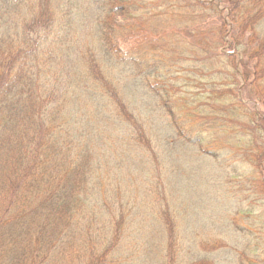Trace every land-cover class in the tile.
Instances as JSON below:
<instances>
[{"label":"trees","instance_id":"trees-1","mask_svg":"<svg viewBox=\"0 0 264 264\" xmlns=\"http://www.w3.org/2000/svg\"><path fill=\"white\" fill-rule=\"evenodd\" d=\"M222 255L264 264V0H0V264Z\"/></svg>","mask_w":264,"mask_h":264},{"label":"rangeland","instance_id":"rangeland-1","mask_svg":"<svg viewBox=\"0 0 264 264\" xmlns=\"http://www.w3.org/2000/svg\"><path fill=\"white\" fill-rule=\"evenodd\" d=\"M246 103V102H245ZM247 105L258 111L259 113H261L262 109L256 105L255 103H252V102H247ZM219 203H222L221 200L219 199H216ZM210 205H212V207L209 208V210L205 209V212L201 215V217L203 218L204 222H208V228H203L202 225H199L197 227V231H200L202 228L204 230V232L206 234H208L209 236L211 237H207V238H212V237H221V238H224L226 240H229L230 238V234L228 233V231L226 230V228L224 227V225H222L219 221L220 217H217L216 215H219V213H217L218 209L221 207L220 204H216L214 203V200L213 202H210ZM208 205V206H210ZM183 212V211H181ZM227 212H225L223 214V218L226 217ZM224 221V220H223ZM221 264H231L232 260H231V257L230 256H227V255H222L221 258Z\"/></svg>","mask_w":264,"mask_h":264}]
</instances>
